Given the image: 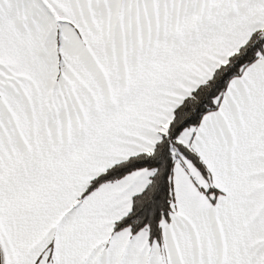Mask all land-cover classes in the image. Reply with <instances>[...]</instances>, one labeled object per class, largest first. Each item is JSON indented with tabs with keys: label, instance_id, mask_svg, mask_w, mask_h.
Wrapping results in <instances>:
<instances>
[{
	"label": "snow or ice",
	"instance_id": "obj_1",
	"mask_svg": "<svg viewBox=\"0 0 264 264\" xmlns=\"http://www.w3.org/2000/svg\"><path fill=\"white\" fill-rule=\"evenodd\" d=\"M0 264H264V0H0Z\"/></svg>",
	"mask_w": 264,
	"mask_h": 264
}]
</instances>
